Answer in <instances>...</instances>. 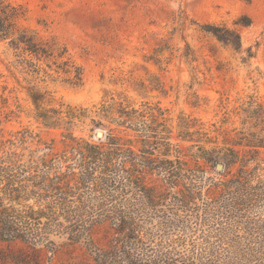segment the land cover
<instances>
[{
  "label": "rangeland",
  "instance_id": "1",
  "mask_svg": "<svg viewBox=\"0 0 264 264\" xmlns=\"http://www.w3.org/2000/svg\"><path fill=\"white\" fill-rule=\"evenodd\" d=\"M4 1L25 8V18L18 21L20 29L33 31L40 42H55L66 49L57 63L70 58L82 70L80 85L72 86L66 82L70 77L53 65L55 60L37 61L12 50L8 41L0 42V131L5 138L11 132L28 130L54 153L65 150V130L46 128L36 118L26 92L34 87L44 95L42 108L53 109L62 118L77 116L69 128L76 138L99 144L112 130L126 134L132 151L138 154L139 141H153L148 139L151 132L165 138L166 149L157 147L149 156L152 165L132 170L134 174L138 170L143 181L166 190L168 196L177 188L171 187L174 180L164 172L166 161L175 169L179 156L193 168L202 150H242L237 145L238 132L245 114L251 113L249 104L264 109V0ZM243 18H249L251 25H236ZM206 24L235 28L241 50L235 52L205 35L200 26ZM186 45L190 46L189 56H185ZM110 107L112 114H118L119 108L137 112L129 114L125 132L98 115L108 114L105 111ZM99 130L104 132L100 140L95 138ZM33 144L32 149L44 147ZM198 163L208 177L225 172L226 167L217 172L202 159ZM132 189L130 211L149 212L146 200L140 201L135 187ZM111 206L84 196L72 207L98 212ZM156 208L168 207L160 203ZM49 238L59 252L52 256L36 247L42 251L39 258L37 255L39 264H93L83 239L71 245L64 234ZM21 253L28 254L31 264L37 261L23 244L0 243V264H10L8 258Z\"/></svg>",
  "mask_w": 264,
  "mask_h": 264
},
{
  "label": "trees",
  "instance_id": "2",
  "mask_svg": "<svg viewBox=\"0 0 264 264\" xmlns=\"http://www.w3.org/2000/svg\"><path fill=\"white\" fill-rule=\"evenodd\" d=\"M25 16L22 6L0 0V42L8 41L12 50L37 61L55 60L56 69L70 77L66 82L80 85L82 70L70 58L56 62L66 54L65 48L55 42H40L33 31L18 27ZM236 25L247 27L251 20L243 18ZM200 29L224 47L241 50V37L235 28L206 24ZM189 51L186 45L185 56ZM26 92L44 127L65 130V150L54 153L50 145L41 144L28 130L11 132L9 138L0 131V243L25 245L35 256L33 261L37 259L35 264H39L38 253L42 252L36 247L55 256L59 247L49 237L63 234L71 245L83 239V248L93 264H264L262 105L249 104L251 113L245 114L238 132L237 145L242 150H202L193 168L179 156L175 169L166 161L164 172L174 180L171 187L177 188L167 196L166 190L143 181L139 171L134 169V174L132 170L152 165L149 156L157 147L166 149L165 138L151 132L148 139L153 141H139V154L132 151L126 134L112 130L104 142L94 144L76 138L70 131L77 116L67 114L62 118L61 113L40 106L44 97L41 92L34 87L26 88ZM108 109V114H98L100 118L124 132L129 129V114L137 113L119 108L115 112L118 114H112V107ZM33 143L44 147L32 149ZM199 159L213 169L222 161L225 172L208 177ZM132 186L139 200H146L149 212L130 211ZM84 196L112 206L98 212H80L72 206ZM160 203L168 208L158 210ZM193 222L202 225L192 226ZM8 263L32 262L27 253H21L8 258Z\"/></svg>",
  "mask_w": 264,
  "mask_h": 264
},
{
  "label": "water",
  "instance_id": "3",
  "mask_svg": "<svg viewBox=\"0 0 264 264\" xmlns=\"http://www.w3.org/2000/svg\"><path fill=\"white\" fill-rule=\"evenodd\" d=\"M104 137V132L99 130L95 133V138L97 139H102ZM225 166L222 162H218L216 165H215V170L217 172H222L224 170Z\"/></svg>",
  "mask_w": 264,
  "mask_h": 264
}]
</instances>
